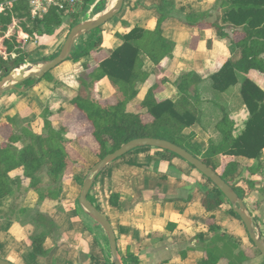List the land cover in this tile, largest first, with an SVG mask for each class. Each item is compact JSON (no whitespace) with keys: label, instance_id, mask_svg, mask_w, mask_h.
<instances>
[{"label":"crops","instance_id":"obj_1","mask_svg":"<svg viewBox=\"0 0 264 264\" xmlns=\"http://www.w3.org/2000/svg\"><path fill=\"white\" fill-rule=\"evenodd\" d=\"M98 1L95 0L85 13L79 14L78 22L97 16H90V13ZM159 1L124 0L121 11L103 24L98 33L101 35L102 46L91 49L92 46L87 45L88 35L84 34L75 43V48L87 49L89 54L86 57L78 61L67 59L57 65L52 69L54 79L43 85V88L34 85L24 91L7 92L0 97V128H3L1 124L6 122V116H10L15 119L16 126L28 124L33 131L42 133L43 111L48 109L52 127L56 130L61 126L66 127L65 137L71 140L68 147L81 156V160L63 173L61 192L56 200L39 201L37 192L30 189V181L22 170L19 168L10 172V176L20 179L21 185L19 193L4 200L0 206V257L3 259L13 264H39L37 261L41 259L43 264H48L49 260L60 264L68 261H71L70 264L111 263L106 234L78 204L81 186L75 176L86 175L97 158L93 152L96 146L90 135L91 128L82 121V114L73 109L70 100L75 95L87 97L90 94L102 101L110 102L113 99L112 90L106 81L95 84L90 92L80 83L79 78L86 75V66L90 69L95 67L97 61L109 50L121 44L117 34L126 33L134 26L154 28L160 15L157 10ZM216 1L174 0L171 17L162 25L163 35L175 43L173 53L163 58L158 65L148 58L143 60V69L149 75L144 82L137 84L139 91L127 104L129 111L142 112L143 120L150 121L151 116L140 108L150 87L165 79L155 90V97L158 100L175 99L178 91L174 82L179 76L195 72L202 81L210 79V75L225 60L232 58L229 39L217 36L211 27L217 13ZM203 12H209V15L197 24L186 22L187 14ZM70 25L65 27L60 38L49 37L44 47L35 50V59H49V54L57 52L63 43L62 36L66 38ZM89 37L91 42L93 37ZM239 74V84L245 77H249L264 90V74L253 70L243 79ZM239 84L224 91L222 101L216 102L226 109L235 122V134L242 130L248 118L239 93ZM19 87L24 88L22 84ZM203 122L184 130V135L194 132L193 142L198 144L201 154L207 150L211 139L218 138L212 123ZM86 127L89 129L88 135ZM83 131L87 132L85 136L81 135ZM6 137L0 130V141H5ZM170 154L153 147L140 152L130 151L108 164L93 182L92 196L115 232L120 258L129 251L137 256L138 264H198L215 235L209 231L211 222L237 241L239 250H249L252 243L243 223L234 211V214L231 212V205L225 202L218 209L207 212L202 200L205 191L212 188V183L190 164L176 160ZM233 159L240 164L233 179L239 182L243 178H251L257 183L259 176H262L257 174V167L264 158L254 160L236 156ZM225 160L221 157L222 164ZM112 194L118 196L116 206L110 202ZM255 194L254 191L251 195ZM251 195L248 197V206L251 207L253 201L256 202L254 206L258 208L257 211L260 210L262 200H251ZM45 222H50L53 227L46 226ZM258 225L261 231L264 226ZM32 234L44 236L45 254L33 252ZM261 259L257 263L261 264ZM224 263L225 259L219 264Z\"/></svg>","mask_w":264,"mask_h":264},{"label":"trees","instance_id":"obj_2","mask_svg":"<svg viewBox=\"0 0 264 264\" xmlns=\"http://www.w3.org/2000/svg\"><path fill=\"white\" fill-rule=\"evenodd\" d=\"M94 2L95 0H81L79 11L72 14L70 29L78 23L79 14L85 13ZM174 7V0H160L157 5L160 15L154 28L134 26L126 33L117 34L121 44L109 50L97 61L95 67L91 69L85 67L87 73L79 78L80 83L91 92L95 84L102 80L106 81L112 90L113 99L110 102L102 101L95 96L96 100L91 94V97L75 95L70 103L74 110L82 114V121L88 123L91 128L90 135L96 146L93 152L97 161L135 138L147 137L170 141L200 158L216 171L235 189L252 214L258 209L254 206L256 202H251V207L248 206L250 203L248 197L254 190L244 188L241 186L243 181L237 182L233 179L240 166L233 158L240 156L260 160L264 154V90L249 77H245L240 84L238 80L239 73L247 75L254 70L264 74V0H217L215 2L217 13L211 22L217 36L229 39L231 54L239 53L237 58L225 60L219 69L210 75L212 87L220 92L239 84V93L248 112V118L238 134H235V122L221 104L201 98L198 85L202 78L195 72L184 73L175 80L174 85L178 91L175 99L158 100L155 97V90L166 81L165 79L147 90L140 108L145 109L151 116L150 121L143 120L142 112L127 109V104L138 94L137 84L144 82L149 75L143 69V60L148 58L153 64L158 65L163 58L170 57L173 53L175 43L163 35L162 25L171 17ZM22 10L25 11L28 20L36 25L37 30L44 29L48 34L61 24L62 16L57 13L56 6L51 7L42 19H32L26 5L21 3L13 9V14L0 13V30L6 29L11 23L12 15L20 16L19 12ZM208 15L209 12L187 14L185 20L188 24L194 25ZM23 26L30 32L25 24ZM102 26L85 35L100 33ZM101 40V35H98L92 39L91 46ZM12 48L13 45L9 44L8 49L11 51ZM16 52L20 54L11 60L10 67L9 60L0 55V72L8 74L26 62L24 52L19 49ZM57 53L58 51L49 59L55 57ZM88 54L87 49H76L68 59L78 61ZM38 80L40 79H28L22 86L28 89ZM42 118V133L33 131L28 124L16 126L15 119L10 116H6V122L1 124V127L8 125L10 128L6 140L0 141V206L4 200L19 193L21 181L18 177L10 176L11 171L19 168L22 170L23 175L30 181V189L37 192L39 201L56 200L61 192L60 180L63 173L81 160L80 156H74L68 147L71 140L65 137L66 127L54 129L48 109L43 111ZM203 121L212 123L211 126L218 138L211 139L207 150L201 154L198 144L193 142L194 132L184 135V130L195 123L202 124ZM221 157L226 158L224 164ZM85 176H75L80 186ZM87 197L99 209L92 196V187ZM261 200L264 201V196ZM110 202L114 206L117 205V194L111 195ZM225 202H228L226 197L213 183L212 188L206 190L203 195L202 203L207 212L218 209ZM236 217L240 220L237 214ZM46 223L50 222H45V225L53 227V224L49 226ZM209 231L215 235L205 248V255L198 264H219L223 259L224 264H243L254 256H261L250 239L252 247L246 252L239 250L238 242L225 232H221L220 227L214 222L209 224ZM261 234L264 237V228ZM43 239V235L32 236V249L35 254L46 253ZM261 258V264H264V258L262 256ZM121 261L123 264H138L137 256L129 251L121 256Z\"/></svg>","mask_w":264,"mask_h":264},{"label":"water","instance_id":"obj_3","mask_svg":"<svg viewBox=\"0 0 264 264\" xmlns=\"http://www.w3.org/2000/svg\"><path fill=\"white\" fill-rule=\"evenodd\" d=\"M123 2L124 0H115L112 5L104 9L100 14L92 19L78 22L73 25L67 33L65 41L55 57L51 59L32 61L29 64H21L15 67L14 70L9 72L0 80V97L10 91L26 90L25 88H20L19 85L28 79L43 78L46 73L50 72L57 65L67 60L73 53L77 40L82 35L102 26L119 13L123 6ZM140 147H153L171 152L188 162L202 175L208 178L226 197L232 210L238 215L241 222L245 226L249 239L264 258V237L261 234L260 227L258 224L254 223L253 217L248 210L245 201L239 197L235 189L222 179L216 171L202 162L200 158L192 155L184 148L167 140L146 137L129 140L116 150L109 152L103 158L98 160L86 174L78 197L79 206L82 207L89 217L100 225L106 234L112 264H123L118 253L115 232L109 220L93 205L87 196L95 178L108 164ZM0 264L13 263L0 257Z\"/></svg>","mask_w":264,"mask_h":264},{"label":"rangeland","instance_id":"obj_4","mask_svg":"<svg viewBox=\"0 0 264 264\" xmlns=\"http://www.w3.org/2000/svg\"><path fill=\"white\" fill-rule=\"evenodd\" d=\"M107 7H109V0H99L98 3H97V5H96V7L92 9V12L90 13V16L92 14H94V15L100 14ZM78 11H79V6L76 8V11L75 12H78ZM75 12L62 13L61 14V16H62V18H61V24L58 27L54 28L53 31L51 33H49V34L46 33V32H44V29L37 30L36 29V25L34 23H32L31 21L28 20L27 16L25 15V11L24 10H22V11L19 12L20 16L14 15L15 22H16V27H15L16 29H14L13 37H11L12 39L11 40H8L7 43H4V47L7 50V54H5L3 56H4L5 59L9 60V62H8L9 67L12 65L11 60H13V58L18 57L19 54H20V53L16 52V50H18V49L21 50V51H23L24 52V55H26V62L24 63L25 65L31 63L33 60H36L35 59V56H34V51L37 50V49H40V48L44 47V45L46 43L45 41H47L49 39V37H55V36H57V37L60 38L61 35H63V32H64L65 27H67L73 21L72 14L75 13ZM24 24L30 30V32H27L24 29V26H23ZM19 31H22L25 34H22ZM26 34L28 35V37H27L26 43H25V42H23V40H24L23 38H25L24 35H26ZM89 36H92L93 39H94V38L98 37V33H93L91 35L89 34L87 36L88 37L87 45L91 46L92 43L89 41V38H90ZM62 38H63L62 41L64 43L65 39H64L63 36H62ZM84 38L85 37H83V39ZM23 43H25V44L23 45ZM63 43H62V45H63ZM9 44H12L13 45V48H12L11 51L8 49ZM100 44H101V42H99V43H97L95 45H92V47H90V48L91 49H94L95 47L97 48L99 46H102ZM62 45H61V47H62ZM74 50H76V48ZM10 53H12V56H10ZM53 54H54V52H53ZM53 54L52 53L49 54V57L51 55H53ZM237 55H239V54L232 55V58H237L238 57ZM6 75L7 74H5L4 71L0 72V78L1 79L4 76H6ZM239 75H240V78L241 79H243L245 77V74H239ZM53 79H54V72L52 70V71H50V73L47 76L41 78L38 81H34L33 84L35 86L36 85H39L40 88H43V85H45L46 83H49ZM263 85H264V83H263ZM198 92H199V94H200L201 97H203L205 99H208V100H211V101L219 102V103L222 101V99L224 97V94H225L224 92H220V91L215 90L212 87V85H211L210 79H206V80L202 81L201 84L198 85ZM91 96H93L95 98L94 95H91ZM95 99L97 100V98H95ZM9 128L10 127L8 125H6L3 128H0V130L2 131V135L3 136H7L8 135ZM86 130L88 131V133L86 131H83V132H81V135L85 136L86 133L88 135L89 134V129L87 127H86ZM86 139H87V136H86ZM82 144H85V143H82ZM148 148H150V147H140V148L134 149V151L140 152V150H142V149H148ZM70 151H71L72 154H74V156H77L78 155L75 150L70 149ZM169 153H171V152H169ZM169 156L176 158V160H181L184 163L189 164L188 162H186L185 160H183L182 158H180L179 156H177V155H175L173 153H171ZM80 158H81V156H80ZM263 158H264V156H263ZM144 163H146V162L144 161ZM257 168H258V172H259L257 174L258 175H262V176H259L260 179H258V181H256L257 183H255L251 178H249V179H244L243 178V180H239V181H243L242 184H243V187L244 188H249L250 190H254L256 192L255 196L254 195L253 196L251 195L252 196V199L251 200H254V199L255 200H260L264 196V161L261 162L258 165ZM15 201H17V198L14 200V203H15ZM261 202H260V210H258V211L257 210H254L251 215H252V217H255V220H254V223L255 224H260V226L261 225L264 226V201L262 203ZM231 212L234 214L233 210ZM6 217H8V216H6ZM33 233H35V232H33ZM34 235L35 234H32V236H34ZM31 239H32V237H31ZM107 243H108V240H107ZM20 246H22V244ZM244 250L246 252H248V249H244ZM3 257H5L4 254H3ZM260 258L261 257L259 255L254 256L253 258L250 259L251 261L248 260L244 264H259V263H257V260H259ZM48 259H50V257H48ZM66 260L68 261V259H66ZM37 263L43 264V259L38 260ZM70 263H71V261H68L66 264H70ZM48 264H60V263H55L54 261L49 260V263Z\"/></svg>","mask_w":264,"mask_h":264},{"label":"built area","instance_id":"obj_5","mask_svg":"<svg viewBox=\"0 0 264 264\" xmlns=\"http://www.w3.org/2000/svg\"><path fill=\"white\" fill-rule=\"evenodd\" d=\"M21 3L26 5L30 18L42 19L53 6H56L59 15L62 13L75 12L81 0H3L0 2V13L5 14L10 12L13 14V9ZM15 27L16 22L14 15H12L10 25L4 30H0V55L2 56L7 54L4 43L12 39L11 37H13L14 29H16ZM19 32L25 34L22 31ZM24 37L23 42L26 43L28 35L26 34ZM25 43H23V45ZM10 56H12V53H10Z\"/></svg>","mask_w":264,"mask_h":264},{"label":"bare ground","instance_id":"obj_6","mask_svg":"<svg viewBox=\"0 0 264 264\" xmlns=\"http://www.w3.org/2000/svg\"><path fill=\"white\" fill-rule=\"evenodd\" d=\"M115 2V0H109V6L112 5Z\"/></svg>","mask_w":264,"mask_h":264}]
</instances>
